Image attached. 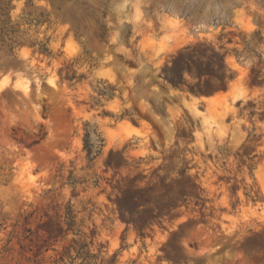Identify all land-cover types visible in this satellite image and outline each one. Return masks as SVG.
<instances>
[{
    "label": "rangeland",
    "instance_id": "374dc122",
    "mask_svg": "<svg viewBox=\"0 0 264 264\" xmlns=\"http://www.w3.org/2000/svg\"><path fill=\"white\" fill-rule=\"evenodd\" d=\"M0 27V264H264V0H5Z\"/></svg>",
    "mask_w": 264,
    "mask_h": 264
},
{
    "label": "bare ground",
    "instance_id": "6f19581e",
    "mask_svg": "<svg viewBox=\"0 0 264 264\" xmlns=\"http://www.w3.org/2000/svg\"><path fill=\"white\" fill-rule=\"evenodd\" d=\"M231 66L234 67L236 70H238V72L240 73V74L238 73L239 74L238 79L235 80V82L237 81V83H235L234 85L232 84V86H234V88L237 85L239 86V88H241L242 85L243 86H247L246 85V81H245V77H246V74H247L246 69H244L241 66H239L236 63V61H234V60L231 61ZM213 95H214V97H212ZM229 95H232L234 100H237L239 98H246V94L245 93H243V95H242V91H241V93L238 94V93H236V89H232V90H229L227 92H221V91H216V90H213V89L211 90L210 89L208 92L203 93L202 95H200V97H197V96L193 97V101H192L191 104L193 105V107H196V104L198 103V101H202V100L214 104V103H216L218 101V99L221 96H224V98L226 99L227 96H229ZM228 112L236 113L237 110L233 106H229L227 108V110H226V113H228ZM126 137L127 136L122 137V140L126 139ZM200 137H201V134H200ZM200 140H201V138H200Z\"/></svg>",
    "mask_w": 264,
    "mask_h": 264
},
{
    "label": "trees",
    "instance_id": "16d2710c",
    "mask_svg": "<svg viewBox=\"0 0 264 264\" xmlns=\"http://www.w3.org/2000/svg\"><path fill=\"white\" fill-rule=\"evenodd\" d=\"M4 2H5V0H0V8H2ZM0 29H1V27H0Z\"/></svg>",
    "mask_w": 264,
    "mask_h": 264
},
{
    "label": "crops",
    "instance_id": "0c3cea01",
    "mask_svg": "<svg viewBox=\"0 0 264 264\" xmlns=\"http://www.w3.org/2000/svg\"><path fill=\"white\" fill-rule=\"evenodd\" d=\"M199 97H200V96H199ZM212 97H214V95H213ZM202 102H203V103H208V102H206V101H203V100H202Z\"/></svg>",
    "mask_w": 264,
    "mask_h": 264
}]
</instances>
